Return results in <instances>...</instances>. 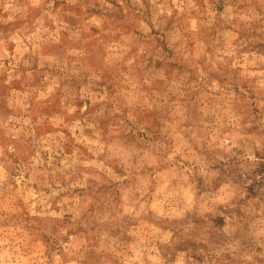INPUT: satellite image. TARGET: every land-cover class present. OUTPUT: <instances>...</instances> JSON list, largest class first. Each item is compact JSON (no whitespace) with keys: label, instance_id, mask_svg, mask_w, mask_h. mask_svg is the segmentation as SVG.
<instances>
[{"label":"rangeland","instance_id":"1","mask_svg":"<svg viewBox=\"0 0 264 264\" xmlns=\"http://www.w3.org/2000/svg\"><path fill=\"white\" fill-rule=\"evenodd\" d=\"M0 264H264V0H0Z\"/></svg>","mask_w":264,"mask_h":264}]
</instances>
